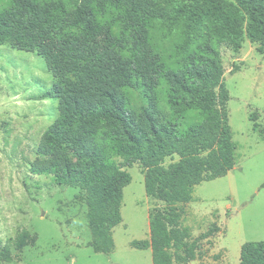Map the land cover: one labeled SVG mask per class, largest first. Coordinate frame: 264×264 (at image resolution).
<instances>
[{
    "label": "trees",
    "instance_id": "trees-1",
    "mask_svg": "<svg viewBox=\"0 0 264 264\" xmlns=\"http://www.w3.org/2000/svg\"><path fill=\"white\" fill-rule=\"evenodd\" d=\"M244 38L264 47V0H0V45L40 57L53 78L42 98L58 102L29 173L84 192L94 252L114 251L115 183L139 164L146 196L165 206L130 246L152 264L196 259L214 230L192 240L182 206L236 165L220 49ZM33 243L22 231L13 245ZM240 264H264V241L243 244Z\"/></svg>",
    "mask_w": 264,
    "mask_h": 264
},
{
    "label": "rangeland",
    "instance_id": "rangeland-1",
    "mask_svg": "<svg viewBox=\"0 0 264 264\" xmlns=\"http://www.w3.org/2000/svg\"><path fill=\"white\" fill-rule=\"evenodd\" d=\"M220 54L236 165L195 186L193 200L182 206L192 240L214 230L198 243L190 264H240L243 244L264 241V47L244 38L239 47L222 46ZM52 82L36 54L0 45V251L11 248V259L0 264H152L150 249L130 243L149 240V212L165 205L146 196L139 164L122 169L115 183L123 194L122 222L112 229L110 254L89 246L84 192L29 173L34 149L58 116L57 100L42 98ZM177 160L166 158L164 165ZM22 231L34 243L20 251L13 242Z\"/></svg>",
    "mask_w": 264,
    "mask_h": 264
}]
</instances>
